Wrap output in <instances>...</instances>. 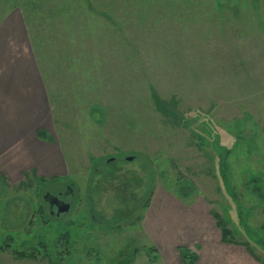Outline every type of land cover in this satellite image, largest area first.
<instances>
[{
	"label": "rangeland",
	"instance_id": "rangeland-1",
	"mask_svg": "<svg viewBox=\"0 0 264 264\" xmlns=\"http://www.w3.org/2000/svg\"><path fill=\"white\" fill-rule=\"evenodd\" d=\"M0 51L66 171L0 179V264H264V0H0Z\"/></svg>",
	"mask_w": 264,
	"mask_h": 264
},
{
	"label": "crops",
	"instance_id": "crops-1",
	"mask_svg": "<svg viewBox=\"0 0 264 264\" xmlns=\"http://www.w3.org/2000/svg\"><path fill=\"white\" fill-rule=\"evenodd\" d=\"M0 55L4 54L0 51ZM3 58H0V179L10 184L23 182L25 177L58 180L66 175L59 146L48 135L46 138L37 135L40 131L50 132L52 119L41 70L33 60L10 62ZM3 262L44 264L7 258Z\"/></svg>",
	"mask_w": 264,
	"mask_h": 264
},
{
	"label": "trees",
	"instance_id": "trees-1",
	"mask_svg": "<svg viewBox=\"0 0 264 264\" xmlns=\"http://www.w3.org/2000/svg\"><path fill=\"white\" fill-rule=\"evenodd\" d=\"M37 135H38L39 138H46V136L44 135V132H42V131L38 132ZM41 181L44 182L45 180L42 178ZM217 224H218V227L221 229V232H222V234L224 236V239H225V236H226V234H228V231L224 228V223L221 221V219L219 217L217 218ZM63 238L65 240H67L68 239V235L63 236ZM3 249H5V247H2V250ZM15 254L17 255L18 258H21V259L33 258L32 260L39 261L36 257H34L35 255H28V254H26L24 252H21V251L16 252ZM179 254H180V257L184 261H186V264H194L196 262V260H197V257L195 256V254L189 252L186 249H180L179 250Z\"/></svg>",
	"mask_w": 264,
	"mask_h": 264
},
{
	"label": "flooded vegetation",
	"instance_id": "flooded-vegetation-1",
	"mask_svg": "<svg viewBox=\"0 0 264 264\" xmlns=\"http://www.w3.org/2000/svg\"><path fill=\"white\" fill-rule=\"evenodd\" d=\"M48 193V192H47ZM60 194V192H58ZM57 194V193H56ZM73 193L69 191V195H72ZM43 199L47 202L48 204V208H49V212L51 215H54V209H55V215L58 217L59 215L61 214H64V213H58V207L59 208H62L63 209V204H64V201H62V199L59 197V196H54V195H44L43 196ZM67 205H70V204H67ZM71 207V206H70Z\"/></svg>",
	"mask_w": 264,
	"mask_h": 264
},
{
	"label": "water",
	"instance_id": "water-1",
	"mask_svg": "<svg viewBox=\"0 0 264 264\" xmlns=\"http://www.w3.org/2000/svg\"><path fill=\"white\" fill-rule=\"evenodd\" d=\"M63 209L58 207V213L66 212L68 210V205H63Z\"/></svg>",
	"mask_w": 264,
	"mask_h": 264
}]
</instances>
